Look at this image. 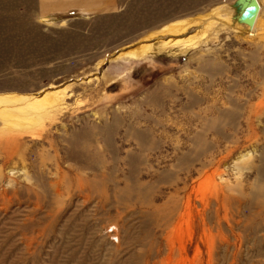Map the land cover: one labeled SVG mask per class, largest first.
Returning a JSON list of instances; mask_svg holds the SVG:
<instances>
[{
    "label": "rangeland",
    "instance_id": "374dc122",
    "mask_svg": "<svg viewBox=\"0 0 264 264\" xmlns=\"http://www.w3.org/2000/svg\"><path fill=\"white\" fill-rule=\"evenodd\" d=\"M258 1L0 0V264H264Z\"/></svg>",
    "mask_w": 264,
    "mask_h": 264
},
{
    "label": "bare ground",
    "instance_id": "6f19581e",
    "mask_svg": "<svg viewBox=\"0 0 264 264\" xmlns=\"http://www.w3.org/2000/svg\"><path fill=\"white\" fill-rule=\"evenodd\" d=\"M257 2H258V4H259V7H260V9H259V13H258V15H257V17H256V19H255V22H254V25L252 26V27H248L249 28V31L251 32H249V36H254L253 35V32H254V30L256 29V25H257V23H258V21H259V15H260V12H261V5H260V3H259V1L257 0ZM189 24H184V22H180V21H178V22H175V23H171V24H169V25H167V26H165L164 28H162V30H161V33H167V34H180V33H183V32H185V30H186V28H187V26H188ZM245 25V24H244ZM247 27V26H246ZM205 33L201 30V32H200V34H197L196 36L195 35H191V36H187L186 38H183V39H177V40H171V41H173V43H177V42H185L186 44H187V47L189 46V45H191L192 46V44H193V42L195 41V40H197V39H199V38H202V36L204 35ZM198 41H200V40H198ZM173 43H171V44H173ZM164 44L165 45H168V44H170V41H166V42H164ZM178 44V43H177ZM176 45V44H175ZM185 45V44H184ZM193 47H195V46H193ZM146 53H147V48H146V46H139V47H137V48H134V49H131V50H128V51H126V52H124V53H122V54H120V57L121 58H123L125 61H139V60H141L145 55H146ZM53 93V94H52ZM54 91L53 92H48V93H45V94H43L40 98H38L37 100H36V102L32 105V107L35 109H37V108H39V107H45V106H47V105H51V104H54L53 102H54V99H55V97L57 96V95H54ZM56 94V93H55ZM11 99V98H10ZM56 101H57V99H56ZM1 102V101H0ZM31 107V106H30ZM31 107V108H32ZM29 108V107H28ZM35 109V110H36ZM39 110V109H38ZM39 112V111H38ZM109 133V132H108ZM107 136H110V134H107ZM108 139H110L109 137H107ZM106 181V180H105ZM103 182V181H102ZM100 184V183H99ZM104 184V183H103ZM103 184H101L102 186H104ZM135 190V189H134ZM136 198V197H135ZM121 199V198H120ZM132 200V199H131ZM134 200V199H133ZM154 208V207H153ZM157 212V211H156ZM147 213H148V211H147Z\"/></svg>",
    "mask_w": 264,
    "mask_h": 264
},
{
    "label": "water",
    "instance_id": "95a60500",
    "mask_svg": "<svg viewBox=\"0 0 264 264\" xmlns=\"http://www.w3.org/2000/svg\"><path fill=\"white\" fill-rule=\"evenodd\" d=\"M244 4L243 11L239 20L249 27L254 25L255 19L259 13V4L257 0H242Z\"/></svg>",
    "mask_w": 264,
    "mask_h": 264
},
{
    "label": "crops",
    "instance_id": "0c3cea01",
    "mask_svg": "<svg viewBox=\"0 0 264 264\" xmlns=\"http://www.w3.org/2000/svg\"><path fill=\"white\" fill-rule=\"evenodd\" d=\"M162 88H163V86L161 87V86H158V85H155V86L152 87V89H151V91L149 93L150 94L149 95V99H148V102L149 103H150V101H153L155 98H158L162 93H165V90L163 92ZM189 101H191V100H189ZM189 107L191 108V105ZM120 125H121V128H122L123 127V118H121V120H120ZM122 130H121V136L123 138V131ZM108 134H110V136H107V135L106 136L109 137L110 138V141H111V137L113 136L112 135V132H109ZM109 146L110 147L107 148V149H109V151L111 152L112 151L111 145H109ZM185 157H186V155L184 156V165L186 167V162H188V159L185 160L186 159Z\"/></svg>",
    "mask_w": 264,
    "mask_h": 264
}]
</instances>
